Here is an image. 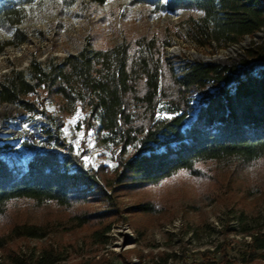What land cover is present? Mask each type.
Masks as SVG:
<instances>
[{
  "label": "trees",
  "instance_id": "16d2710c",
  "mask_svg": "<svg viewBox=\"0 0 264 264\" xmlns=\"http://www.w3.org/2000/svg\"><path fill=\"white\" fill-rule=\"evenodd\" d=\"M43 1L0 0V53L29 42L31 35L25 25L33 23V8ZM83 1L104 5L107 0H72L68 7ZM130 1L133 6H146L155 13H199L197 19L189 18L186 30L189 42L199 50L214 46L225 49L264 28V0ZM153 46L137 44L134 53L131 48V62L129 49L123 46L110 53L86 48L67 56L61 65L49 61L46 69L32 58L28 79L33 84L22 72L13 70L0 84V104H19L31 116L42 115L44 102L39 103L37 98L44 88L65 105L79 108L84 113L79 123L84 134H105L104 145L120 146L117 184L125 189L156 186L179 172H192L205 162L248 165L264 159V71L258 77L248 73L233 80L226 69L201 64L177 78L165 56L164 65L159 64L151 52ZM209 83L217 90L203 96L193 117L189 88L196 85L202 89ZM48 134L50 140L56 139L53 133ZM57 147V151L36 154L25 165L0 158V216L13 201L70 208L91 197L97 186L93 176L78 164L70 172L76 157L71 153L60 162L62 145ZM130 147L135 151L123 159ZM83 154L87 155V147ZM151 210L140 207L132 214ZM40 229L30 224L16 225L11 235L42 238L45 233L40 234ZM96 232L94 236L99 235ZM242 232L250 234L251 241L239 243L237 258L242 264L264 263V227H243ZM4 246L0 238V250ZM223 246L214 253H194L186 258L190 264H239L237 259L228 258ZM214 255L218 258L211 260ZM179 259L173 253L163 254L158 264ZM14 262L19 264L15 259Z\"/></svg>",
  "mask_w": 264,
  "mask_h": 264
},
{
  "label": "rangeland",
  "instance_id": "374dc122",
  "mask_svg": "<svg viewBox=\"0 0 264 264\" xmlns=\"http://www.w3.org/2000/svg\"><path fill=\"white\" fill-rule=\"evenodd\" d=\"M70 3L72 0H44L33 8L35 20L25 25L31 35L29 42L0 53V84L13 70L22 72L33 84L28 79L32 58L46 69L49 61L61 65L67 56L86 48L110 53L123 46L129 49L131 62V48L134 53L137 44H154L151 52L164 65V54L171 46H178L189 60L193 53L212 59L230 47L199 50L189 42L187 22L189 18L197 19V12L155 13L146 6H133L130 0H107L104 5L83 1L68 7ZM229 61L233 69L239 63L231 58ZM215 92V88L198 89L192 95L194 111L204 95ZM37 100L44 102L43 114L23 122L24 126L44 123L33 126L42 135V141L35 146L41 150L50 147L52 140L43 135L47 130L53 133L55 149L64 145L59 156L72 153L76 157L70 172L80 165L93 176L97 186L90 198L70 208L30 200L10 202L0 216V238L5 242L0 250V264H17L14 259L19 264H158L160 257L168 253L180 259L167 264H190L186 257L214 253L223 245H227L223 247L228 258L242 264L235 252L240 244L251 241L250 234L242 232L243 227H264V159L248 165L236 161L205 162L196 165L192 172H179L156 186L125 189L117 184L120 146L104 145L105 134H84L79 124L83 118L69 124L77 111L82 117L84 113L65 105L46 89L39 91ZM77 133L84 134L78 145L74 143ZM85 147L87 155L83 154ZM89 150L94 156L88 154ZM134 151L128 148L123 159ZM28 153L12 160L25 165ZM145 206L152 209L151 213L132 214ZM21 224L39 226L40 234L45 236H12L13 227ZM106 228L109 230L102 234ZM96 231L98 236H94Z\"/></svg>",
  "mask_w": 264,
  "mask_h": 264
},
{
  "label": "bare ground",
  "instance_id": "6f19581e",
  "mask_svg": "<svg viewBox=\"0 0 264 264\" xmlns=\"http://www.w3.org/2000/svg\"><path fill=\"white\" fill-rule=\"evenodd\" d=\"M178 47V46H177ZM177 47H167L168 51H166L165 57L172 62V68L174 70L175 76L177 78H181L185 71L195 65L201 64H217L215 65L219 67H226L227 74L233 80H236L240 77H244L246 74L250 73L251 75L258 77L262 71H264V28H261L253 35L245 36L240 42L236 44L230 45L228 50L212 59L206 58L202 54L193 53L191 55V60L187 59V54L184 51H180ZM166 49V50H167ZM239 54L240 58L236 59V56ZM238 60L236 68H232L230 66L231 61ZM214 61V62H212ZM235 64V63H234ZM228 71H232L228 72ZM26 73V72H25ZM30 83V82H29ZM32 84V83H30ZM208 89H216L217 87L214 84H208ZM1 89V87H0ZM198 87L196 85H192L189 88V98L192 99V96L195 92H198ZM205 98V97H204ZM193 100V99H192ZM199 107L195 109V113H193V117L196 116L199 111ZM28 113L23 111V108L19 104H11V103H2L0 104V158L12 159L14 157L15 151L21 150V143L12 142V139H16V132L13 128L15 118L27 117ZM31 116V114H30ZM36 123H31L29 126L33 127ZM43 138H50L49 131L44 132ZM47 134V135H46ZM48 141V140H47ZM7 142H9L7 146ZM40 141H34L33 148L29 151L26 159H24L25 164H27L33 157L38 153H44L50 150V147L39 149V147L35 146V143ZM7 148V151L5 149ZM55 151V150H53ZM60 158V162H63L65 156ZM17 162V161H16ZM22 164V163H21ZM74 167V165H72ZM72 170V169H71ZM70 170V171H71ZM249 240L251 237L249 236Z\"/></svg>",
  "mask_w": 264,
  "mask_h": 264
},
{
  "label": "built area",
  "instance_id": "2783aa9c",
  "mask_svg": "<svg viewBox=\"0 0 264 264\" xmlns=\"http://www.w3.org/2000/svg\"><path fill=\"white\" fill-rule=\"evenodd\" d=\"M228 72L232 73V71H228ZM26 118L27 120L35 119V116H30V114H28L27 117L15 118L13 125V128L16 132V139H12V142L21 143V150L15 151L14 153L11 154H14V157H19V159H21L20 155L25 154V152L30 151L33 148L34 141H42V135L39 133L37 129L30 127L29 125L27 126L23 125L24 119ZM38 125H44V123L38 121ZM53 142H54L53 140L50 141V150H57L53 146ZM8 144L9 142H7V146ZM5 151H7V148L5 149ZM88 154L90 156H94L91 150H89Z\"/></svg>",
  "mask_w": 264,
  "mask_h": 264
},
{
  "label": "snow or ice",
  "instance_id": "6c2138e0",
  "mask_svg": "<svg viewBox=\"0 0 264 264\" xmlns=\"http://www.w3.org/2000/svg\"><path fill=\"white\" fill-rule=\"evenodd\" d=\"M201 15H203V13H200ZM82 115L79 111L76 112L75 117L73 118V120L69 121V124H74L76 122V120L78 119H82ZM161 118H171V117H161ZM65 134H68V129H65ZM84 134L83 133H77V137L78 139L76 141H74V143H76L77 145L79 144V138L82 137ZM87 162V161H86Z\"/></svg>",
  "mask_w": 264,
  "mask_h": 264
}]
</instances>
